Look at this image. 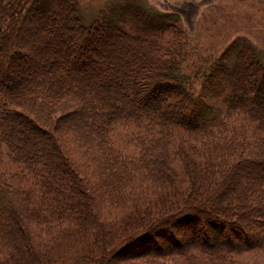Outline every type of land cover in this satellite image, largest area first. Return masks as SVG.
Segmentation results:
<instances>
[{
    "label": "trees",
    "instance_id": "16d2710c",
    "mask_svg": "<svg viewBox=\"0 0 264 264\" xmlns=\"http://www.w3.org/2000/svg\"><path fill=\"white\" fill-rule=\"evenodd\" d=\"M165 15L148 19L127 1L87 22L77 0H0V264H60V244L80 243L87 226L103 249L106 239L133 232L93 260L63 264L168 255L237 264L233 255L264 248V60L229 44L202 71L196 95L181 67L186 35L177 17ZM31 18L40 37L52 39L11 51L12 42H25L20 33ZM93 33L99 40L86 41ZM101 68L107 74L96 82L90 73ZM212 99H221L225 114L204 113ZM31 102L60 116L48 124L30 112ZM233 114L258 135L228 129ZM65 124L72 143L89 152L91 180L68 154ZM123 132L129 152L116 142ZM5 160L17 170H3ZM98 187L145 202L110 229L91 205ZM34 223L56 233L40 241ZM124 251L130 255H118Z\"/></svg>",
    "mask_w": 264,
    "mask_h": 264
},
{
    "label": "rangeland",
    "instance_id": "374dc122",
    "mask_svg": "<svg viewBox=\"0 0 264 264\" xmlns=\"http://www.w3.org/2000/svg\"><path fill=\"white\" fill-rule=\"evenodd\" d=\"M80 7V12L84 19L88 22L95 16H98L100 11L105 8L110 7L113 4H121L127 1L136 2L142 7V9L149 15L148 19H153L157 14L165 13L166 17L170 20L172 17H177L179 21V26L184 30L186 35L185 44L183 47V53L181 55V67L182 71L187 73L190 77V86L194 94H198L201 86L202 71L209 65V63L216 57L222 50L231 43H240L241 45H246L254 50L264 60V0H77ZM160 17V16H159ZM162 18V17H161ZM27 21L28 27L24 29L20 34L23 38L22 44H17L12 42L10 46L12 50L14 48L21 50V52H28L25 47L28 45L39 46L43 44L44 39H52V34L46 38H41L39 31L40 28L37 27L38 23L34 20ZM177 21V22H178ZM39 25V24H38ZM69 29V28H68ZM58 33V32H57ZM95 33L91 34L86 41L89 40H99L98 36L95 38ZM168 36H165L167 38ZM13 44V45H12ZM105 51L106 46L102 47ZM16 55V51H14ZM13 57V56H11ZM16 59L12 58V62ZM24 64L29 63V61H23ZM19 72L14 71L13 75H18ZM91 77L96 82L103 81L107 72L105 69L101 68L98 70H93ZM88 75V72H87ZM89 78V77H88ZM112 81V85L121 86L118 81ZM217 85H220L218 83ZM32 103V102H31ZM211 108L205 109L204 113L208 115L223 114L225 111V106L221 99H212L210 101ZM30 112L37 117L45 119L48 124L55 122L56 118L60 116V113L54 109H49L46 104L40 105L39 103H32L28 105ZM225 114V113H224ZM41 119V120H43ZM243 119L237 114L231 116V122L229 123L228 129H236L237 133L244 132L247 137L253 139L258 133L254 130L253 126L242 122ZM20 126V134L18 135L21 140L24 141V133L28 132V129L23 125ZM62 125L61 129L67 134L71 135L70 128L64 127ZM240 126L242 129H240ZM51 128V126H48ZM58 134H61L60 128L57 127L53 129ZM24 132V133H23ZM176 133V132H175ZM178 136H185L179 133ZM64 139V136H62ZM72 137V135H71ZM120 138L118 142L121 147L120 150L129 152L131 149L130 134L128 132H123L118 135ZM39 138V137H38ZM42 139V138H40ZM62 139V140H63ZM68 142L66 147L70 158L75 161L83 173L86 179L91 178L92 170L88 167L91 162H89L90 156L85 149H79L80 142L73 144L74 138L70 139L67 137L64 139ZM63 140V142H65ZM43 142V140H42ZM85 150V151H84ZM84 151V152H83ZM83 152V153H82ZM86 154V155H84ZM174 156V154L172 155ZM4 169L17 170L15 166L4 161ZM93 176V175H92ZM7 178V177H6ZM92 179V178H91ZM90 179V180H91ZM20 180L23 182L27 181L26 178L20 176ZM96 188V187H95ZM100 190L99 201L92 200L91 205L95 209L96 216L100 217V220H104L107 227L112 229H118L120 226V219L127 214L129 216L132 205L141 204L145 201L138 200L135 201L133 195L129 194L125 190H119L112 197L111 187H109V192H105L102 188L98 187ZM152 210V208H150ZM153 211V210H152ZM34 227L36 232L40 233V241L42 239H49V237L56 233V228L52 227L50 223H47V227L34 223L30 226ZM60 229V228H59ZM43 231V235L42 232ZM33 231V229H32ZM93 228L87 226L84 234L79 238L82 240L80 243L75 241L71 246L67 245V242L60 244L59 251L57 254L56 261L63 264L64 259L71 258L75 263L82 260H93L102 255L103 251L110 250L114 244L115 240H120L125 237L128 233H132L133 230L129 231L126 235L116 238L115 240L109 241L105 240L106 248L103 249L102 242L97 238L92 240L91 233ZM61 232V230H60ZM249 232L255 233L254 230ZM62 233V232H61ZM182 234H186L184 231H180L177 235L180 241H184ZM120 236V235H118ZM182 236V237H181ZM143 241H138L137 244H142ZM145 243H143L144 245ZM134 248V247H133ZM132 248V251L141 250L139 248ZM130 249V247L128 248ZM128 255L127 252H122L118 255ZM130 255V254H129ZM188 256H138L128 260L125 263L119 264H189L192 260L187 258ZM198 257V258H197ZM196 259L207 260L203 255L196 254ZM232 258L237 264H264V248L254 249L249 251H242ZM194 263L198 261L193 260ZM116 263V261H114ZM117 264V263H116Z\"/></svg>",
    "mask_w": 264,
    "mask_h": 264
}]
</instances>
